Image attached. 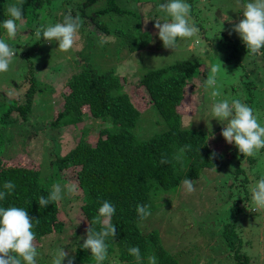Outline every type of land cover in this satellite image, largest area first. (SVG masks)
Here are the masks:
<instances>
[{
    "label": "rangeland",
    "instance_id": "rangeland-1",
    "mask_svg": "<svg viewBox=\"0 0 264 264\" xmlns=\"http://www.w3.org/2000/svg\"><path fill=\"white\" fill-rule=\"evenodd\" d=\"M70 1L82 4L85 0ZM166 2L167 0H139L134 6L133 0L131 7L135 10L138 7V14L145 18L143 22L134 18V24L141 23L144 29V22L146 20L150 22L148 15L161 18L158 21L161 23L169 20L167 14L159 7ZM197 2L195 10L192 8L190 15L200 30L199 35L191 39H177L174 49H165L162 41L157 37L152 39L146 50L130 53L124 47L122 39L114 35L109 36L111 32L109 35L108 33L91 34L86 28H80V40L69 52L60 51L56 41L48 43L42 37L22 47L20 54L25 60L27 59L24 55L32 51L31 58L30 54L27 58H30V62L32 61L36 68L34 72V78H38L36 83L42 84L43 80L48 85L37 87L38 92L28 114L27 124L24 122L14 126V124L0 122V145L3 143L2 147L0 146L3 148L0 157H4L8 165L12 167L25 166L40 170L43 177L49 176L53 173L50 165L55 161L56 156L67 154L75 147L80 136V131H74L72 128L56 130L49 127V122L51 123L55 118L54 108L59 107V88L72 74L81 72L83 68H89L96 73L111 70L113 75L123 81V92L131 94V87L136 88L147 71L165 68L180 61L200 64V69L190 80L192 88L188 89L191 92L187 91L185 94L186 96L190 94L191 100L179 104L181 105L178 108L179 113L181 112L180 126L202 131L208 136L212 135L210 145L215 150H220L224 144L217 141L216 136L218 134L220 140H224L219 126L222 128L226 122L215 120L211 112L212 105L224 99L229 102L239 99L245 103V97L249 94L253 105H257L258 109L264 113V56L244 53L238 56L241 58L240 61L239 58L231 56L232 50H238L240 53L242 48L246 47L232 29L243 18V5L250 0H199ZM8 3L11 4V2ZM103 3L104 0H97L89 7L95 10ZM202 5L206 7L203 13L198 11ZM54 8L51 5L48 7L50 16L53 17L56 14L59 17L62 12H57ZM99 18L103 19L102 16ZM25 22L23 20L22 23H18L21 26ZM57 22L61 21L54 20V24ZM108 22L111 28H120L129 24L118 17ZM36 25L37 23L34 22L30 28H35ZM157 32L158 30L153 27V33L157 34ZM19 34L28 35V30ZM0 39H4L1 29ZM16 39L12 41L16 42ZM20 54L16 53L7 72L0 73V104L11 102V100L23 102L24 98L21 95L29 83L26 80L27 85H22L21 89L16 88V85L23 81L24 72L28 76L30 71L29 66L19 61ZM213 68L217 69L216 85L206 89L204 81L213 75ZM48 86L54 88V93ZM146 91L143 87L135 94L143 103L137 106L139 117L132 130L138 141L150 139L167 129L157 108L146 102ZM213 91H218L220 95L213 97ZM1 111L3 110H0V116ZM83 124L89 131L88 136H95L102 126H107L105 123V125L102 124L101 120L89 118H85L80 126ZM110 127L112 128L111 125ZM226 146L228 149L232 147L231 150L235 155L228 159L226 156L223 160L225 164L221 169L219 168L220 170L203 172L201 178L194 181L195 192L191 194H188L184 188H180L178 192L175 191L177 194L172 192L175 195L173 199L176 201L173 205L169 201L163 205L153 202L151 215L140 224V227L150 228L161 234L159 235L161 246L179 264H238L245 260L247 262L244 264H264V211L252 212L254 205L250 191L251 184L264 178V155L260 153L253 157L254 168L250 174L247 173L249 182L245 185L249 193L247 199L243 201L242 188L235 189L243 178L237 177L235 182L232 181L233 177L227 178L226 182L223 180L234 167L248 168L250 157L243 156L242 161H239V155L242 154L238 149L228 143ZM226 148L222 147V152L226 151ZM226 161L230 162L226 163ZM256 173L260 175L252 177ZM63 175L67 181H72L66 171ZM53 177L50 185L59 183L62 187L63 199L57 202L61 208L58 218L66 226L61 234H53L43 239L42 247L40 243H36L39 247L36 264H52L59 249L71 255L69 246L76 242L83 243L86 237L83 232L86 221L80 211L81 194L78 190L68 194L64 181H59L55 175ZM233 184L236 186L234 187ZM229 231L232 236L228 235ZM72 233L76 234L72 236ZM52 244H54L53 247H51ZM92 260L89 264H96L94 258ZM114 260L113 257L107 256L103 264H127L114 262ZM62 264H67V258L62 261ZM73 264L79 263L74 260Z\"/></svg>",
    "mask_w": 264,
    "mask_h": 264
},
{
    "label": "trees",
    "instance_id": "trees-1",
    "mask_svg": "<svg viewBox=\"0 0 264 264\" xmlns=\"http://www.w3.org/2000/svg\"><path fill=\"white\" fill-rule=\"evenodd\" d=\"M96 1L85 0L82 4H76L71 3L70 0H23V20L26 22L21 26L17 22L20 27L18 33L28 30V35H17L15 42L8 38L6 30L1 25L9 18L8 6L19 4L20 0H0V29L3 30V38L10 46L16 47V53L20 54L22 47L33 40L35 42L38 40L35 35L38 27L54 24V20L63 22L64 16L69 12L73 16L79 15L83 21L81 28L90 30L91 34L108 33L109 35L111 32L109 36L114 35L122 39L124 47L130 53H140L146 50L153 41L152 39L158 37L153 33V27L161 18L148 15L150 22L147 20L144 22V29L141 23L134 24V18L142 22L145 18L140 13L139 18L138 7L137 10L131 7L133 0L130 2L128 0H104L103 5L98 9H90L89 6ZM138 1L134 0V6L138 4ZM197 1L199 0H185L191 5V10L192 8L195 10ZM50 5L62 14L60 13L59 17L56 14L51 17L50 10H48ZM203 10H206V7L202 5L198 11L203 13ZM99 16L103 19L101 20ZM106 16L109 18L106 19ZM116 17L123 18L124 22L129 24L120 28H111L108 21ZM155 18L157 19L154 20ZM34 22L37 23L36 27L30 28ZM261 52H264V49H261ZM244 53H248L246 47H243L240 53L238 50H232L231 56L239 58L240 61L241 58L238 56ZM31 54L32 51L24 55L29 61L20 54L19 61L29 66L30 74L27 76L24 72L23 81L16 85V88L21 89L22 85H27L28 81L29 87L27 85L21 95L24 98L22 103L11 100V102L0 104V110H3L0 122L3 124H14V126L24 122L27 124L28 114L35 103V95L38 92L37 87L48 85L43 80L42 84L36 83L38 78H34L36 68L31 63L32 61L30 62ZM28 55L30 58H27ZM198 69H200L198 62L180 61L165 68L147 71L139 85L136 88L131 87V94L123 92V81L113 75L111 70L96 73L89 68H83L81 72L71 75L67 82L59 88V107L54 108L55 118L51 123L49 122V127L56 130L72 128L74 131H80L78 142L67 154L56 156L55 161L50 165L53 173L45 177L41 175L40 170L25 166L12 167L8 165L4 157H0V191L4 190L3 184L6 181L10 180L16 185L12 194L4 201H0V206H17L26 209L33 219L36 243L40 245L46 237L61 234L66 224L58 218L61 211L59 203L52 202L44 208L38 204L41 196L47 197L51 192L50 183L55 175L59 181H64L67 187L74 186L75 190L81 194L80 211L86 221L83 229L85 235L88 223L98 215V209L103 201H109L115 206L116 211L112 222L116 228V236L113 241L111 239L107 241L108 256L113 257L114 262L136 264L135 258L129 255L128 249L138 246L143 257V264H148V258L152 255L156 256L157 264H179L161 246L160 233L150 228L140 227L144 220L137 216L136 206L137 204L147 205L151 212L153 202L163 205L169 201L173 205L176 201L173 199L175 195L172 192H178L183 188L181 183L183 179L196 181L205 171L221 169L225 164L223 160L226 156L228 159L235 155L231 150L232 147L228 149L226 142L220 140V135L217 134L216 140L224 144L222 147H227L224 152H222V147L220 150L212 148L213 146L210 145L212 135L208 136L202 131L185 129L180 126L181 112L179 113L178 108L181 105L179 104L191 100L190 94L188 96L185 94L187 91L191 92L188 89L192 88L190 80ZM143 87L147 90L146 102L157 108L167 129L150 139L138 141L132 130L139 117L137 106L143 103L135 94ZM52 89L54 93L55 90ZM245 103L253 109L259 122L264 125V113L258 109L257 105H253L249 94L245 97ZM85 118L101 120L102 124L105 123L107 126H102L95 136H88L89 131L85 124L80 126ZM219 128L222 131L220 126ZM185 145H191V148L181 152L180 149ZM1 147L0 156L3 152ZM212 153L216 154L215 157ZM260 153L264 155V149H261L258 154ZM162 157L167 158V164H160ZM253 157L248 160L250 164L248 168L234 167L233 171L227 173L223 180L226 182L227 178L233 177L232 181L235 182L237 177L243 178L240 184L235 185L236 187L233 184L235 189L242 188L243 201L247 199L249 193L245 185L249 182L247 173L250 174L254 168L255 159ZM242 159L243 155H239L238 160L242 161ZM65 171L72 181L65 179L63 175ZM259 175L256 173L252 177ZM215 177L218 176L215 175ZM36 220H39V224H36ZM96 228L99 229V225H96ZM75 234L72 233V236ZM228 235L232 236L230 231ZM82 244L72 243L69 246L71 250L69 256L74 257L75 262L79 264H89L93 261V257L90 251L82 248ZM53 246L54 244L51 245ZM246 262L247 260L238 264Z\"/></svg>",
    "mask_w": 264,
    "mask_h": 264
},
{
    "label": "clouds",
    "instance_id": "clouds-1",
    "mask_svg": "<svg viewBox=\"0 0 264 264\" xmlns=\"http://www.w3.org/2000/svg\"><path fill=\"white\" fill-rule=\"evenodd\" d=\"M22 4L23 0H20L19 4H11L7 8L9 18L2 22V26L9 39L17 37V22H23ZM159 7L170 18L163 23L156 22L154 25L165 49H174L177 39L198 37L200 30L191 18V5L185 0H167ZM242 17L232 31L239 35L249 54L264 56V52H261V49H264V0H250L245 3ZM82 23L79 15L73 16L69 12L64 16L63 22L38 27L35 35L37 38L42 37L48 43L56 41L60 51L69 52L77 46L80 40L79 30ZM16 52V48L10 46L4 39H0V73L9 70ZM216 72L217 69L213 68V75L204 81L206 89L216 85ZM219 95L218 91L212 92L213 97ZM211 112L216 121L226 122L221 131L224 141L234 145L244 157H253L264 149V125L259 122L249 105L239 99L231 102L224 99L215 102ZM190 148L191 145H185L180 151L183 152ZM215 155L212 153L213 157ZM167 163V158L162 157L160 164ZM181 183L188 194L195 192L194 181L183 179ZM15 187L14 182L10 180L4 182V190L0 191V201H4L7 196L11 195ZM250 191L254 205L252 212L264 211V178L251 184ZM67 192L73 194L74 186L67 187ZM62 199V187L56 183L47 197L39 198L38 204L44 208ZM115 211V206L105 200L98 209V215L88 223L82 248L90 251L96 264H103L106 260L109 248L107 241L109 239L113 241L116 236V228L112 222ZM136 213L141 220H146L151 215L149 207L141 204H137ZM35 222L39 224V220ZM96 225H99V229ZM33 226V219L26 209L17 206H0V264H36L37 245ZM128 253L135 258L136 264H143V257L138 246L130 247ZM66 258L67 264H73L74 257L69 256L63 249H59L52 264H62ZM148 264H157L155 255L148 258Z\"/></svg>",
    "mask_w": 264,
    "mask_h": 264
}]
</instances>
